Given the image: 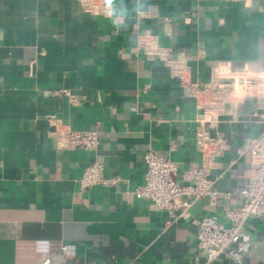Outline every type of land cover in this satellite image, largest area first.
<instances>
[{
  "label": "crops",
  "instance_id": "1",
  "mask_svg": "<svg viewBox=\"0 0 264 264\" xmlns=\"http://www.w3.org/2000/svg\"><path fill=\"white\" fill-rule=\"evenodd\" d=\"M120 28L86 12L79 0H0V264H206L195 220L242 204L250 179L244 150L261 129L255 103L219 121L224 152L203 159L195 135L201 110L170 68L137 45L155 37L160 59L178 60L192 83L215 69L264 68V0H141ZM132 9L136 0H124ZM119 0H117V6ZM69 96H75L73 102ZM96 130L95 151L57 146L51 118ZM172 160L176 180L206 161L218 192L169 218L133 190L144 182L143 156ZM103 164L114 185L80 186L84 169ZM250 255L264 264V219L245 225ZM61 245L73 247L63 254ZM210 264H236L222 255Z\"/></svg>",
  "mask_w": 264,
  "mask_h": 264
},
{
  "label": "built area",
  "instance_id": "2",
  "mask_svg": "<svg viewBox=\"0 0 264 264\" xmlns=\"http://www.w3.org/2000/svg\"><path fill=\"white\" fill-rule=\"evenodd\" d=\"M84 10L94 15H104L102 0H79ZM137 45L144 51L153 53L170 68L172 77L179 79L180 86L201 110L196 129L195 143L203 159L224 152L225 140L213 135L219 121L233 117L237 109L248 103H255L258 111L251 118L260 126V133L248 140L244 150L250 155V179L240 189V206L225 211L228 225L217 221L214 216L205 215L195 220L197 225L196 248L206 264L224 255L236 264H242L250 255L251 241L245 230L249 220L264 219V68L252 69L246 65L237 68L215 69L207 82L192 83L188 68L170 57L160 59L161 49L155 37L137 34ZM76 102L75 96H69ZM55 141L58 147L74 150L95 151L100 143L96 130H72L52 117ZM145 163L144 182L133 190L139 199L152 202L157 210L167 211L169 218L187 215L190 207L199 199L207 198L214 204L218 192L209 181V165L206 161L197 167L181 172V181L176 180L177 166L168 159L151 152L143 156ZM118 176L105 177L102 163L88 165L80 178V186L89 188L94 185H114ZM59 250L65 255L73 253L70 245H61ZM39 264H70L55 262L50 255L43 256Z\"/></svg>",
  "mask_w": 264,
  "mask_h": 264
},
{
  "label": "clouds",
  "instance_id": "3",
  "mask_svg": "<svg viewBox=\"0 0 264 264\" xmlns=\"http://www.w3.org/2000/svg\"><path fill=\"white\" fill-rule=\"evenodd\" d=\"M102 5L105 18L117 28L124 25L126 18H128L131 13L134 12L137 15H141L146 7L141 0H136L132 9H128L124 0H119L118 6L117 0H102Z\"/></svg>",
  "mask_w": 264,
  "mask_h": 264
}]
</instances>
